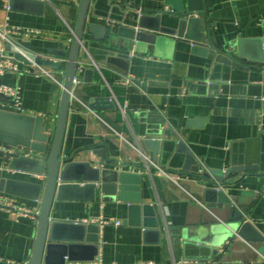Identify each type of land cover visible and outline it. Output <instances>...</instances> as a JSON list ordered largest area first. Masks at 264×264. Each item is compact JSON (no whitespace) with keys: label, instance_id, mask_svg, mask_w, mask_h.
Wrapping results in <instances>:
<instances>
[{"label":"crops","instance_id":"obj_1","mask_svg":"<svg viewBox=\"0 0 264 264\" xmlns=\"http://www.w3.org/2000/svg\"><path fill=\"white\" fill-rule=\"evenodd\" d=\"M36 1L45 3L43 15L35 14L37 6L19 1L11 10V0H0V31H7L9 37L4 42L0 36V48L5 47L7 58L18 67L17 72L1 75L0 84L20 89L23 108L15 110L8 102L0 105V151L17 153L19 159L41 160L44 154L32 145L37 149L51 146L63 86L38 73V65L23 50L65 65L67 59L49 52L70 46L81 0ZM109 2L122 11L160 17L152 23L165 28L178 23L170 16L173 9L189 5V0ZM192 3L194 8L204 5L210 10L209 24L214 28L203 24V32L207 34L210 28L215 33L218 48L229 44L235 56L242 51L246 58L243 69L217 66L210 39L198 43L166 34L156 45L150 40L155 34L150 30L128 52V76L101 63L104 55L99 49L107 47L101 43L90 45L91 60L82 61L78 69L62 158L88 164L100 182L95 192L86 189L85 182L78 184L82 189L63 192L62 200L54 203L52 219L96 226L91 236L99 239V254L93 262L81 259L72 264L256 263L238 259L252 260L255 251L233 254L227 249L233 241L220 219L219 235L197 233L206 225L207 208L214 207L205 204L201 180L182 170L184 156L174 152L163 160L160 153L155 162L146 145L149 139L164 138L158 132L171 130L186 143L202 172L227 175L233 167L254 166L252 172L229 175L225 180L238 184L226 192L240 198V210L254 227V235L264 240V0ZM99 10L106 12L107 8L103 5ZM115 14L121 17L120 12ZM97 23L140 30L129 16L124 25L101 17ZM194 32L192 36H198ZM14 50L26 60L17 59ZM44 68L62 80L59 71ZM119 88L125 90L122 96L116 93ZM98 99H109L115 109L103 104L92 110ZM142 154L166 173L176 174L177 182L160 176L156 167L149 171ZM14 160L0 156V198H12L31 211L41 210V202L32 199L35 192L30 186L42 185L45 176L30 172L34 166L26 162L11 168ZM36 220L34 215L0 208V264H29ZM100 221L121 225H101ZM84 254L80 256L89 252ZM263 260L259 255L257 262Z\"/></svg>","mask_w":264,"mask_h":264},{"label":"water","instance_id":"obj_2","mask_svg":"<svg viewBox=\"0 0 264 264\" xmlns=\"http://www.w3.org/2000/svg\"><path fill=\"white\" fill-rule=\"evenodd\" d=\"M22 1L33 6H37V13L43 15L45 3L36 0H11L10 9L15 10V5ZM94 1V8L92 3ZM193 0H189L188 7L173 9L170 16H175L178 20L177 25L170 28H165L159 23H152L155 19L149 14L140 16L137 12L129 10H121L119 6L111 5L109 0H81L79 4V14L74 30V38L66 49L52 50L49 53L67 59L65 65L60 62H55L46 58L36 57L25 50L35 64L41 67L52 68L55 71H64L63 91L61 96L60 110L57 119L56 131L50 147L37 149L32 145V149L44 154L41 160H33L29 158L19 159L20 155L7 154L0 151V156L3 158H14L11 168L15 163L26 162L32 164L34 168L30 172L38 175H44L45 180L42 185H32L33 200L41 202L40 214L35 222L37 234L33 244V253L29 264H72L83 259L87 262L95 261L99 254V239L91 236L96 226L80 224L79 222H58L52 219V210L55 201H61L63 192L72 191L73 189H82L81 182L86 189L95 192L100 182L99 175L93 176L92 168L88 164H83L75 161H66L62 158L63 142L66 135L69 113L71 110L74 89L76 86V77L78 69L82 61H90V45L92 43H101L107 46L99 49L103 56L101 63L111 66L119 70L124 76L129 75L130 52L135 42L141 43L146 37L145 30L153 31L150 40L152 44L159 45L166 34L179 35L185 39L202 42L204 39H210V44L215 50V62L217 66H224L227 70L243 69V62H246L242 51L238 56H235V51L229 50L231 45L218 48L215 33L210 31L214 28V24H209V14L204 5L200 8L193 7ZM105 5L106 12H100V8ZM92 11V12H91ZM120 12L121 17L116 16V12ZM127 16L132 18V22L137 24L140 30H127L125 28H112L110 25L97 23L98 18L104 21L116 22L119 25H124ZM159 16V15H158ZM158 17L155 20H159ZM203 24L210 27L206 33L203 32ZM193 31L198 36H192ZM126 34H123V33ZM117 49V50H116ZM15 51V50H14ZM16 53V51H15ZM212 55V54H211ZM15 57L20 60L26 58L16 53ZM32 62H29L31 64ZM87 74L89 72H86ZM103 104L106 108L115 109V105L109 99H98L96 104L91 106V109L96 111L101 109ZM105 108V107H104ZM164 137L163 139H149L146 141L148 149L153 153L155 162H159L160 153L163 160H169L173 153L185 157V163L182 167L183 171L191 172L201 180V186L205 188V204H213L212 208H207L204 219L206 225L197 230L200 235L212 234L219 235V219L226 225L225 227L230 232V239L233 243L230 244V252L255 251L252 260L238 258L246 262H257V258L264 257V240L259 236L254 235V227L247 221L245 214L240 210L241 200L239 197L229 195L226 189L232 187L237 182H228L229 175L246 174L256 170L254 166H239L229 170V174H221L219 172H202L201 166L197 162L194 154L189 150L186 143L180 139L179 135L171 130H164L157 133ZM162 160V161H163ZM98 173V172H96ZM3 187V182L1 183ZM8 192H10L8 190ZM11 193V192H10ZM218 219V220H217ZM213 225V226H212ZM64 234V235H62ZM64 236V237H63ZM241 241L236 242L235 240ZM208 240V239H207ZM88 250V251H87ZM89 252L88 256L84 253ZM218 251H214L217 255Z\"/></svg>","mask_w":264,"mask_h":264},{"label":"built area","instance_id":"obj_3","mask_svg":"<svg viewBox=\"0 0 264 264\" xmlns=\"http://www.w3.org/2000/svg\"><path fill=\"white\" fill-rule=\"evenodd\" d=\"M26 34H29V33L26 32ZM0 36L2 37L4 42L9 41L7 31H0ZM37 69H38V73L52 78L53 80L59 82L61 84V86H63V77H64V71L63 70L59 71L60 76L62 77V80H58L57 77H55L53 73L46 70L44 67L38 66ZM17 71H18V67L13 62L9 61V59L7 58V56L5 54V47L2 46L0 48V76L6 72H17ZM77 82L78 81H77V77H76V83ZM4 102H8L10 104V106H12L15 110L21 111L23 108H22V104H21L20 89L18 87H12V86H8L5 84H0V105H2ZM142 156L146 162V167L149 171L151 170L152 166L156 167L159 171L160 176H167V177L173 179L175 182H177L176 178L174 177V175H176V174L166 173L162 168L157 166L149 156H146L144 154H142ZM0 208H5V209H8L12 212H16L18 214H21V215H34V216L38 217V215L40 214V209L37 211H31L29 209L24 208L16 200H14L12 198H0ZM112 223H115V225H117V226L121 225V222L100 221L101 225H108V224H112ZM99 264H102V262H99ZM140 264H155V263L154 262H145V263H140ZM180 264H188V262H181ZM238 264H247V263L239 262ZM253 264H264V260L253 263Z\"/></svg>","mask_w":264,"mask_h":264},{"label":"trees","instance_id":"obj_4","mask_svg":"<svg viewBox=\"0 0 264 264\" xmlns=\"http://www.w3.org/2000/svg\"><path fill=\"white\" fill-rule=\"evenodd\" d=\"M116 93H117V95H123V94H125V90L124 89H122V88H119V89H117L116 90Z\"/></svg>","mask_w":264,"mask_h":264}]
</instances>
